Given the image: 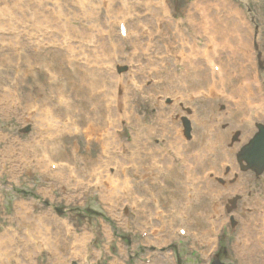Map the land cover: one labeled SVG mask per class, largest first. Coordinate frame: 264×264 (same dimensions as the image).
Returning a JSON list of instances; mask_svg holds the SVG:
<instances>
[{
	"label": "rangeland",
	"instance_id": "obj_1",
	"mask_svg": "<svg viewBox=\"0 0 264 264\" xmlns=\"http://www.w3.org/2000/svg\"><path fill=\"white\" fill-rule=\"evenodd\" d=\"M23 1H25V4H17L14 0H0V30H4L6 27L8 28V30H6L7 32L17 33V35L13 37H11V35H0V37L5 36L3 39L0 38V44H5L4 47H0V98L6 96L7 92L13 93L14 91L19 102L18 107L19 104H22L19 108L17 107V110L7 108L12 106L15 107L16 99H13L14 101L12 99L7 101L8 105L6 107L0 104V153L3 152L5 156H8L9 152L12 150L13 153L10 155L8 163H13L14 169H17L19 172L18 179L13 180L10 175L4 173L5 171L11 170V165L6 164L3 170H1L0 167V235L5 233L15 241L13 250L16 252L19 251V248L16 249L17 247H20L22 243H26V238L34 242L33 248L36 247L37 245L35 244L45 238L44 235H42L45 230L50 233L49 236H47L50 242L57 243L60 240L63 242L65 238L66 244L71 243L74 239V233H69L67 231L68 229L79 232L82 230L90 232L88 234V239H91V249L96 253V258L89 260L87 263H82V259H75L71 260L69 263L68 261H64L65 264H71L72 262L75 264H105L101 261V257L106 259V262L109 263L108 260L111 258L113 259V257H119V254H121V259L125 264H139L138 260L149 258L153 260L154 264H161L164 260L162 261L161 257H158L159 255L170 256V251L172 249L167 248L164 252H161L162 250H160L159 253L154 252L157 256L154 260L152 250L146 248L142 240L137 241V239H139L138 235L140 230L150 235L151 229H147L144 222H142L143 227L140 228H138L139 226L137 223H132V219L135 215L134 212L128 209L123 210V207H117V212L118 209H122L118 212V215L108 213L110 208H107L106 204L95 197V194L102 195L101 193L105 191L104 186L102 190H92L87 196L78 199V197L81 196L79 191L88 185L89 178L86 175L89 170L88 167L93 166L86 164L94 159L96 160L95 165L98 167L100 162L105 160L106 156L102 152L99 140L88 137L93 136L94 133L93 130L87 129L90 122L86 120L91 121L93 110H95L97 120L100 118V121L97 122V126H94L93 129L98 128L100 136L105 135L103 134L105 132L104 129H106L104 127L105 122L114 123V130L119 136L118 140L122 143V147H120L121 145L116 147L111 144L110 149L112 152L108 155V158L109 161L112 162V166L118 168V171L121 168L124 170L130 184L134 186V190L139 188L145 189L155 181H158L156 179L158 173H146L142 171L141 174H138L135 170L131 171L132 167H135V169L138 167L135 163L132 164V159H144L145 155L151 154L155 156L160 167L163 168V166H165L164 169H171L172 167L169 165V156L173 160H176L175 154H180L186 159L187 163L190 166L192 164L194 168L198 166L197 160L206 162L203 171L197 172V178L202 183L201 191L207 189V186H209L211 192H222L223 195L220 198L222 205L226 199H229L226 194L227 191L232 195L240 193L243 195L244 199L239 203L240 205L237 204V210L235 212L236 221L238 223L235 228H232V226L227 223L223 211L218 218L210 210H206L202 207V205L196 207L199 211L202 209L206 213H210L211 216H213L212 220L219 219L218 223L223 226L222 231L213 236V240L216 243L214 254L225 264H227L226 260L229 259L228 264H239L236 257L227 252V247L237 239L238 231L241 229L244 222L248 220L247 214L250 208L256 209V211L251 212L254 214V217L258 219L262 218V215L258 214V211H264V188H258V185L264 183V172L259 179H255L254 174L251 171H247L240 173L238 180L235 181L232 186H227V183H225V186L218 184V179H222L224 182L229 180L227 175L222 177L223 173L220 164L223 160L216 159V167L210 168L207 160L211 159L212 156L207 148L208 136H206V141L203 142L201 147L193 145L192 142L196 138V131L190 114L192 115L193 110L198 109L205 115L207 113L208 115L213 114L215 116L214 123L217 127L216 131L225 135V140L223 141L221 149L230 155V160H228V162L227 160L223 162V165L227 163L228 166L231 167V170H234V173H238L239 165L236 163L235 157L231 152L234 148H236L237 151L239 145L247 143V140L252 137L251 132L254 131L252 128L253 122L255 120L261 121V119L253 118L248 125L251 130L241 135L240 144L230 147L231 135L233 132L239 130V128L238 126L235 127V124H230L227 127L226 104L216 98L217 88L212 89V94H209V97L203 98V96H196L194 97L196 99L192 101L186 97L187 93L191 90V80L190 88L186 78L174 79L177 83L174 82L173 75L170 72L174 73V69L180 74L186 70V65L172 63L170 56L173 54L177 56H186L189 53L188 48L190 46H187L186 41L179 39V35H173L175 39H171L172 36H169V40L172 41L167 48H164L165 35L176 33L173 30L174 28L172 29V26H174L173 22L176 20L180 22V28L186 31V36H188L191 31L195 30L192 27L193 25L188 26L191 24L188 8L195 0H167L165 3L168 7V12L173 16L171 20L174 21L169 22V20H167L170 27L166 26L165 31L161 33H158L157 30L159 29L158 24H160V20L164 18V15L159 6L153 4L151 8H149L147 6L148 0H130V6L132 7V5L135 4L134 6L136 8L132 18L129 20V22H133L127 25L126 28L132 27L136 29V25L141 24L148 27L152 35L151 38L143 36L138 44L144 49L148 45H151L152 53L146 55L142 52H138L137 55L132 56L130 55L132 53L130 46L132 44V39L123 40L119 37L118 25L115 18L112 17L113 13L125 9L120 0H113V3L107 0H81L82 5L78 4L76 0ZM209 1L212 16L215 17L216 14L222 15L226 24V29L227 21L233 20L239 23V17L229 10V13H233L234 16L231 19H227V8L229 9L233 3L240 7V9H238L241 10L240 17L246 16L247 20L244 27L248 26L246 29V35H249L248 48L252 53L255 66H257V59H255V52L253 51V39L255 27H258L257 41L260 50L264 52V0ZM195 3L192 4L190 9L194 8ZM124 4L127 5L126 3ZM150 9L155 11L157 17L153 18L149 14ZM90 10L93 11L92 17H99L98 24L94 25L91 23L89 17ZM58 11L64 15V17L61 18L62 23L58 19L60 18ZM182 11L184 13L188 12V25L186 14H183ZM248 11H250V13H247ZM9 13L12 14L13 17H10ZM193 13L194 18L198 21V17H196L198 14L195 9ZM53 14L57 17L51 16ZM27 15H29L30 21L32 18H34L33 20L39 19V22L42 21L44 23L51 21L53 28L61 29L60 33L65 30V34L63 33V35H65V49L63 48L64 46L61 47V45L58 47L50 46L48 47L49 50L40 49V45L34 44L36 37L33 28L20 21L16 22L13 20L15 16L27 17ZM181 22L186 24L183 25ZM208 22L207 11L202 15L201 25L206 27V33L208 37H210L213 33L209 31ZM32 24L34 26L37 25V23ZM164 24L166 23L164 22ZM38 25L42 26L41 23ZM242 26L243 25L239 27L242 28ZM96 32L105 34L103 38V49L99 53L101 54L103 52L101 58L108 56L110 53L109 50L113 48L117 49L118 55L116 56L115 54L117 66L114 68L117 72L114 75L108 68L99 69L96 61H92L90 65L91 68L79 63L80 58L83 59L82 61H85L90 58L89 52L96 50L91 49L95 45L91 42L92 40L89 39L82 42V37L88 34L92 36ZM164 33L166 34L162 37ZM199 36L198 33L195 34L196 41L199 40ZM50 39L55 42L59 41H57L55 37H50ZM213 40V38L208 39L210 45H212ZM72 41H74L75 44L72 43ZM69 42H71L73 46H76L77 49L71 48ZM78 42H80V44H78ZM209 44L208 50L206 46L203 51L204 53L200 56V58L204 60H207V57H210L209 55L212 54L210 52L212 48ZM78 46H82L87 51ZM197 50L200 49L197 48ZM71 51L76 53V57H72ZM134 52L136 53V51ZM236 55L238 54L234 53L231 57H235ZM128 57L133 58L131 65L134 68L139 63L143 66L147 65L148 59L151 57H153V62L159 61L158 65L164 62V64L167 65L165 67L166 69L164 68V70L162 66H159L157 69L161 71V74H155L152 77L155 82L161 77L162 85L159 86V88L154 87V85H151L146 80L145 73H139L137 82L139 85H142L144 90L143 92H138L136 86L129 83L127 70H124L126 67L123 68L122 66L126 64L124 62L128 60ZM198 58V54H194L193 61L195 67L196 69H201L202 65ZM219 60L222 65L227 64V52L224 51L220 59L214 58V61L220 65V63L217 62ZM233 61L238 62L235 58L229 59V62L233 63ZM49 62L56 63V65H53L54 70L63 73L60 79H58L57 74L47 73V70L48 72H54L50 70V65H47ZM108 62L112 63L113 61L109 60ZM167 62L170 63L168 64ZM246 62L250 65V68H254L253 64L249 61ZM41 65H45L47 70L46 68H42ZM39 67L42 69L37 72L36 70H38ZM118 67L123 69L119 72L117 70ZM251 71L252 74H254L255 71ZM202 72H204V70H202ZM246 72L247 74L245 75L247 76L249 74L248 70H246ZM207 73L208 72H206L205 77H203V83L209 87L207 84L209 81ZM117 76H122V78H124L122 92H117V85H114L115 77ZM258 80L259 82L256 85L255 93L257 95V93L260 92L262 94L261 96L264 98V75H261V77L258 76ZM50 81H57V89H59L60 95H56L57 91H55L54 88L52 89L53 85L48 84ZM227 81L230 82L229 79ZM233 81L234 83H232V85H235L236 80ZM216 82L218 83L217 80ZM92 85L94 86L92 87ZM251 89L253 92V86ZM163 90H166L168 94ZM172 91L179 92L183 95L182 99L174 107H170V104L174 101L172 97L174 95L178 97L181 96L177 94L173 95ZM158 96L161 98L157 100ZM0 103L4 105L1 99ZM34 105L43 108L38 110ZM186 109L190 110V114L186 113ZM240 116L243 115H236L234 119L237 121ZM183 117H187L189 121H191V141H186L183 138L180 123ZM161 121H166L168 128L162 127ZM93 124L96 125V122L94 121ZM145 127H147V129H145ZM26 129L29 130L25 133L24 131ZM86 129V134L88 136L85 134ZM138 130L142 131V133ZM243 130L245 129L243 128ZM109 132H112V130L108 128L106 133ZM168 133L171 135V139H168L166 136ZM144 135L150 138L149 143L144 139ZM137 137L141 139L142 143L138 147H135L133 141H135ZM178 137L181 138V141L176 140ZM102 143L103 141L101 144ZM55 152H57V155H55ZM195 152L201 153L202 158H198L197 160L191 159L194 157ZM20 155L25 157L22 162L17 159ZM26 159L31 161L32 164L29 165ZM84 159L87 163L82 162ZM189 159H191V162ZM194 160L196 161L194 162ZM50 163L57 166L55 171H48L46 167H43L44 165L48 166ZM20 165H23L22 168H19ZM25 167H28L30 171H26ZM205 171H211L210 174L213 176L211 180H207L211 182L208 185H205V181L202 179V175ZM225 174H227V172H225ZM156 184L158 185V182ZM168 186H173V182H169ZM174 194L177 195L179 193L175 191ZM137 195L139 199L143 201L147 200V195H143L142 191H139V193L137 192ZM167 196L168 195L165 193L164 198ZM257 200L260 201L256 202ZM184 201L185 200H183L181 204H183ZM214 205H216V202ZM216 207H218L217 210L221 211L223 207L225 210V206L218 205ZM16 208L17 210L20 209L23 215L31 217L27 218L25 221L21 220L16 216ZM57 210L62 211L61 215L57 213ZM89 210L98 214H91ZM119 216H123V220H130L132 226L130 223L121 225V221L118 223L116 218ZM183 216L185 218L184 213ZM250 218L252 219L253 216L250 215ZM227 219H229L228 216ZM38 221H40V223ZM114 221H116V223ZM197 222L201 224L203 221L197 220ZM256 223L258 231L261 232L263 224H260V221ZM30 224L33 225L31 226ZM160 225L161 220H154L153 230L157 228L155 231H159ZM106 228H108L109 232L108 238L100 235V231L105 232ZM132 234L136 236L135 239L134 236L132 238ZM167 234L168 233H161L160 235L166 236ZM109 240L111 243H108V245L104 244L101 249L102 242H108ZM42 243H39V246L42 245ZM123 247L126 248V253H128L127 262L124 258ZM194 249L198 250L200 248L194 247ZM22 251L23 256H25L23 249ZM59 251L65 254L66 251L64 252L63 244ZM172 252L175 254L176 252L182 253L181 251L179 252L178 249H173ZM10 254L5 252L7 256L5 261L12 260ZM91 256L92 254H88L86 260ZM201 257L202 255L199 258ZM193 258L195 259L192 260V258H189V264H193L194 260L199 262V258ZM30 259L32 262L29 264H42L45 262L51 264L53 262V256L50 251H42L33 255ZM177 260L178 259L173 257L171 260L167 261L169 264H176ZM55 262L57 263V259H55ZM181 262L185 263L182 260ZM246 264L255 263L249 261Z\"/></svg>",
	"mask_w": 264,
	"mask_h": 264
},
{
	"label": "bare ground",
	"instance_id": "obj_2",
	"mask_svg": "<svg viewBox=\"0 0 264 264\" xmlns=\"http://www.w3.org/2000/svg\"><path fill=\"white\" fill-rule=\"evenodd\" d=\"M76 1H77L78 4L82 5L81 0H76ZM107 1H111L113 3V0H107ZM152 1L153 0H148V4L152 3ZM157 1L159 3L160 10L163 13H165L166 15H169L170 16L171 13L168 12V7H167V5L165 3V0H157ZM134 8H136V7H134ZM194 9L197 11V14H198L197 17L199 18V22H196V18H194V13H193ZM90 11H92V10H90ZM207 11H208V20H209V22H208L209 23V31L213 33L214 25H212L213 22L211 21V17H210L211 16V12H210L209 5L207 3V0H197L196 3H195V5H194V8L193 9H189V17H190L191 24L188 25V26L193 25L192 27L195 29V30H193V33L194 34L195 33L200 34L201 38L203 39L202 40L203 48H202V50L199 51L200 56H201L202 53H204L203 51L205 50L206 46H207V50H208V44H209L208 39H210V38H213L214 39L212 41V45L209 44L211 48H213V46H215V45L217 47V43L218 42L220 43V45L219 44L218 45L221 48H225V49H228V48H230L232 46H236V47L239 46V43H240L239 40L233 41V40H230V39H228L229 42H228V45H227V31H226L225 27L222 26L221 24H218V26L215 27V29H217L216 30V37L214 38L213 35L210 36V37H208V35L206 33V27L203 26V25H201L202 15H203V13H205ZM150 14H151V16L153 18L154 17H157V14L153 10L150 11ZM51 16L57 17L54 14L51 15ZM59 17L60 18H58V19L62 23V20H61L62 17L61 16H59ZM167 20L168 19H161L160 21L163 22V23L165 22L167 25H169L168 27H170V24L168 23ZM169 22H171V21H169ZM173 23H174V25H177V26L179 25V27H177V32L176 33L168 34L167 37L172 36L171 39H175L173 37V35H179L180 37H186V31H183V29L180 28V23H176L175 21ZM181 24H183V23H181ZM183 25H185V24H183ZM244 25L242 26V28L244 27ZM168 40H169V38H168ZM114 51L115 50L112 49L111 53L114 52ZM116 52L117 51H115V53ZM212 55L213 54L209 55L210 57H207L206 56L207 57V60H204V59L200 58L201 61L203 62L204 68H202L200 70V75L199 76L196 75V74H193V73H189L188 74V76H187V78H188V86L190 88V80H191V88H190L191 90L190 91H191L192 94H196V92H205V91L209 94L211 92L210 90H211V88L213 86V82L210 81L212 79L211 72H210V62L212 60L211 59L212 58ZM238 56L239 55H236L235 57H230V59L231 58H235L237 60L238 59ZM237 61L238 62L233 61V63L229 62L230 63V67L231 66L233 67V66L236 65L239 69H243V73L244 74H247L246 70H249V68H248L249 64L243 63V61L240 62V60H237ZM251 64H253L255 66L253 60H251ZM203 69H206V72H208L207 75L209 76V81H208L207 84L209 85V87H207L206 84L203 83V77H205V73L202 72ZM50 70L51 71H54V72L57 71V70H54V66L53 65H50ZM162 72H166V71H162ZM170 73L174 76V73H172V72H170ZM241 78H243V75H241ZM228 79L229 78H226V77L222 79L221 82L223 83V85H225V86L227 85V82H228L227 80ZM229 80L230 81H233V79H229ZM253 84H254V82H252V83L251 82H248L246 85H244L240 89V91H237V93H239L240 100L243 101L247 107H252V101L251 100L253 98L252 97V93L253 92L251 91L252 90L251 88H252ZM161 85H162V81H161V83H160L159 86H161ZM163 91L166 94H168V92H166V90H163ZM6 94H7L6 96H2V98H1V100L4 102V105H8L7 101H9L10 99L13 100V99H16L17 98V97L16 98L15 97H12V94L10 92H7ZM172 94L173 95L174 94H179L180 96L183 97V95H181L179 92L177 93V92L172 91ZM192 94H189L188 96L191 97ZM233 97H234V94H231V98H233ZM258 99L261 100L260 98H258ZM13 101H12V103H13ZM17 101H18V99H17ZM17 101L15 100V108L18 107V103L19 102L17 103ZM255 102H256V99H255V101L253 103H255ZM260 102L261 103L259 104V106H261V104H262L263 101H260ZM242 108H243V111L244 112L247 111L245 109V107H242ZM262 116L264 117V110L262 111ZM193 118H194V121H195V124H196V129H197V132H198L197 142H195L194 144L195 145H198L204 139V137H205V130L208 128V122H210L212 120V117L208 116V114L205 115V114H202V113L201 114L196 113ZM93 123L89 125L88 129L89 130H93V133L95 134L96 129H93V127L94 126H97V125H94ZM210 137H211V139H210V149H211V152L214 155V157L216 156V158L218 160L223 159V158H225V159L227 158V160H229L230 155H228L225 152L223 153V151L221 149L222 148V143L225 140V135L224 134H221L219 131L211 130ZM168 138L171 139V135H168ZM117 140H118L117 137H115L114 135L110 134V141L111 142L117 143ZM176 140L177 141H181V138L178 137ZM107 145H108V143L106 141H103V143L101 144V147L104 148ZM104 153H105V151H104ZM199 158H202V156H199ZM84 160H82V162L83 163H85V162L87 163V161L86 160L84 161ZM94 163L95 162L93 160H90L86 165H89V164L90 165H94ZM201 164H204L203 160H197V165H198L197 170L198 171L201 169V166H202ZM174 174H175V171H174ZM174 174H172V176H174ZM113 177H114V175L113 176H107L106 181L108 182V184H114L113 183ZM178 177L179 176H177L176 178H178ZM183 187L184 188L186 187L188 192L190 191V188H189L188 185L187 186H183ZM168 191H169V189H168ZM175 191H177L179 193V196H180L179 188H177V189L170 188V192H171L170 195H171V197H174L175 198V194H174ZM184 195H185V192H184ZM117 196H118L117 195V192L110 191L107 196H104L103 197V200H107V199L112 200V199H115ZM198 201H199V199H198ZM17 215H19V218L21 220H23V221H25L27 218H30L31 217V216L29 217V216L23 215L21 213V210L20 209L17 210ZM250 227L253 230H255L253 228V226H250ZM210 232L211 231H209V230L206 231L207 234L210 233ZM86 235L87 234L84 233L82 235V238H77L76 237L74 241H83L84 238L86 237ZM25 240H26V243L21 246L22 249L24 250L25 254L30 255L32 257L33 255H36L37 253H39V249H37V247H34V248L32 247V246H34V242L31 239L26 238ZM246 240L247 241H242V240L236 241L235 242L236 243L235 247H238V250L239 251H243V253H246L247 251H250L251 245L257 246L258 249L260 248L261 241L259 239L250 238V239H246ZM12 245H13V241L8 237L7 234L3 233V234L0 235V264H6V261H5L6 259L5 258H7V256L5 255V252H7L8 249H12V247H11ZM29 252H33V253L30 254ZM236 254L237 255H241V254H238V253H236ZM56 256H57L58 259H61V253L60 252H58V255H56ZM23 264H25V263H23ZM33 264H35V263H33Z\"/></svg>",
	"mask_w": 264,
	"mask_h": 264
},
{
	"label": "water",
	"instance_id": "obj_3",
	"mask_svg": "<svg viewBox=\"0 0 264 264\" xmlns=\"http://www.w3.org/2000/svg\"><path fill=\"white\" fill-rule=\"evenodd\" d=\"M250 166L264 165V131L258 136L250 147L245 149L243 157Z\"/></svg>",
	"mask_w": 264,
	"mask_h": 264
}]
</instances>
